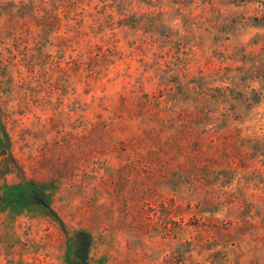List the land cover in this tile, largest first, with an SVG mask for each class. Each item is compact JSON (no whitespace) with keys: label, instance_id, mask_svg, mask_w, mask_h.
Segmentation results:
<instances>
[{"label":"rangeland","instance_id":"obj_1","mask_svg":"<svg viewBox=\"0 0 264 264\" xmlns=\"http://www.w3.org/2000/svg\"><path fill=\"white\" fill-rule=\"evenodd\" d=\"M158 2L0 0V264H82L80 232L87 264H264V0L215 1L205 25L204 0ZM96 44L108 62L88 79ZM139 91L227 130L195 174L205 202L115 131L112 106Z\"/></svg>","mask_w":264,"mask_h":264},{"label":"trees","instance_id":"obj_2","mask_svg":"<svg viewBox=\"0 0 264 264\" xmlns=\"http://www.w3.org/2000/svg\"><path fill=\"white\" fill-rule=\"evenodd\" d=\"M179 1V4L182 5V3L194 4L197 0ZM215 1L219 0H204L207 6H199L201 14L195 19L201 21L200 23L203 25L210 24L211 20L205 14ZM158 7H163V0H159ZM211 27L215 28V26ZM96 50L97 54L87 63L92 64V68L86 74L88 79L99 76L100 71L97 70V65L108 62L105 54L110 52L109 46L96 44ZM80 68L79 64L75 65V71ZM160 97L140 91L133 97L130 95L120 96L119 104L113 105L111 110L110 118L116 126L114 129L116 132L129 135L132 140L136 139L137 144L144 148L147 147L152 154L169 156L168 162H172L177 168L178 180H183L180 184L188 185L191 190L201 195L203 198L198 201L199 203L205 202L204 198L209 199L206 190H203L207 180L203 177L199 178L195 174L205 170L208 172L214 165L219 164L216 161L207 160V153L213 148L211 142L224 138L227 130L211 127L210 111L203 109L175 111L164 107L159 100ZM214 99L216 98L212 96V100ZM230 134L233 136L231 132ZM8 148L9 137L5 134V142H2V155L9 151ZM18 187L25 189L29 202L49 207L48 184L31 180L22 182ZM180 213L181 207L178 206V228L183 225ZM79 235L82 237L79 257L82 264H87L91 238L87 232H80Z\"/></svg>","mask_w":264,"mask_h":264}]
</instances>
